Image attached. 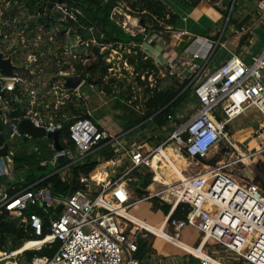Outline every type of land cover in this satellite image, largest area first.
I'll list each match as a JSON object with an SVG mask.
<instances>
[{"label": "built area", "instance_id": "2783aa9c", "mask_svg": "<svg viewBox=\"0 0 264 264\" xmlns=\"http://www.w3.org/2000/svg\"><path fill=\"white\" fill-rule=\"evenodd\" d=\"M36 4L43 8L44 15H47L49 6V12L56 15L55 22L49 26L35 24L36 16L29 13L24 0H0V60H8L12 66L9 75L0 69V136L3 140L0 150L6 148V152L0 154V213L6 211L11 218H18L24 227L30 224L38 236L42 233L43 219H46L50 231L35 240L41 241L37 246L26 248V242L32 240H25L15 249L0 248V264H19L21 259H26L29 264H141L134 255L138 239L143 231L152 232L134 221L136 219L127 213V209L148 199L169 206L165 219L158 226L166 236L177 239L179 232L188 225L199 231L200 238L194 248L200 249L202 254L186 251L198 260L197 264H228L216 255L211 245L221 247L224 253L242 264H264V186L258 166L253 162L255 158H264V48L249 60L240 53H233L213 63L203 76L201 73L216 54L221 34L216 40L194 38L192 49L188 47L186 54L174 63L154 62L158 73L159 66L164 63L163 69L168 70L169 75L189 80L196 106L192 105L187 115L180 110L175 115L169 114L167 120L175 125V129L167 132L162 127L159 131L162 135L158 134L160 142L144 148L141 147V138L138 141L129 139L141 129L138 125L114 134L91 121L92 109L86 106L81 91L84 80L80 78L77 66L97 62L98 42L93 28L79 21L83 13L75 1L38 0ZM256 9L263 17L264 0L256 2ZM129 11L126 0H115L110 17L124 32L132 36L141 34L142 44L161 41V32L170 30L169 26H164V30L157 31L150 24L141 23L140 18L132 16ZM38 32L46 37L41 42H32ZM69 33H72L74 42L67 47L65 37ZM184 35L185 31H175L171 37L180 39ZM64 38L65 41L61 42ZM105 48V45L101 46L99 52ZM41 55L53 56L57 66L66 65V69L56 74L63 82L53 81L51 86L48 82L47 86L54 93L57 89L67 90L75 101L83 100L85 112L90 117L58 113L65 101H40V91L35 89L33 78L34 67L40 63ZM68 75L80 79L76 87L65 86ZM149 78L153 83L152 77ZM68 95L66 100L70 97ZM15 99L22 105V114L18 118L8 115L16 109ZM250 109L262 116L250 135L258 145L253 149L240 143L228 130L233 119ZM178 118L180 122L176 123ZM21 120H28L33 128L44 131L40 138L46 139L44 146L52 152L49 158L40 162L41 166L51 169L47 176L55 174L61 181L69 182L72 168L79 167L76 172L79 188L71 193L51 195L48 187L37 186L39 180L9 194L10 189H15L16 176H25L27 168L26 165L15 168L14 154L23 150L38 152V145H41L29 131L20 128ZM69 120L67 136L61 135L64 122ZM6 125L8 136L3 139ZM54 132H58L59 150L48 136ZM148 136L142 137V141ZM243 138L247 139V136ZM29 140L33 144L26 146ZM172 144L188 161L179 169L180 176L167 180L157 174L152 164L156 155H159L155 161L158 167L162 162L170 163L163 151ZM215 149H222L219 160L203 165L199 172L187 173L192 164L207 159ZM107 152L111 155L107 156ZM61 157L64 161L58 163ZM89 164L94 166L85 172L83 167ZM238 164L242 166L241 173L245 174L244 170H247L254 176L243 182L225 171ZM98 166H103L100 168V174L104 175L102 179L92 176ZM140 167L150 170L151 181L144 189L145 194L130 202L125 177ZM29 206H36L40 214L27 213ZM178 208L187 210L183 216L175 217L173 212ZM54 241L59 242V247L52 256L33 254L28 257L25 253L40 250Z\"/></svg>", "mask_w": 264, "mask_h": 264}, {"label": "trees", "instance_id": "16d2710c", "mask_svg": "<svg viewBox=\"0 0 264 264\" xmlns=\"http://www.w3.org/2000/svg\"><path fill=\"white\" fill-rule=\"evenodd\" d=\"M38 0H24V4L28 9L30 14L36 16L35 24H44V26H49L54 23V17L49 10L51 8L47 6V15L42 14L43 8L37 5ZM55 1V0H50ZM72 1V0H70ZM75 5L82 11V16L79 17V21L83 22L86 26L92 27L94 31V36L98 42L97 48V62H92L91 65H79L81 75L80 78L84 80L81 86L82 92L89 91V86L92 85L96 90H100L107 95L116 96V104L118 107L130 108L127 102L131 100L133 105L141 103V108L138 109V113L132 108L133 113L132 119L126 124L125 128L120 132H125L134 126L138 125V128H146L149 123L155 127V136L153 140L156 141L157 145L161 138L158 136V132L164 127L171 131L173 125H171L167 116L169 114L175 115L179 110L183 111L184 115L188 114L190 107L192 105L196 106L195 98L192 95L191 85H188L189 80H178L174 78L173 80H167L171 83L165 85L162 88L156 86L159 83L158 78V68L153 63V60L146 56V54L140 49L143 38L141 34L132 36L123 31V29L115 22L114 19L110 17L112 8L115 6V0H74ZM183 3L194 7L200 0H180ZM127 5L130 9L129 13L131 15H140L141 19L145 20L146 24H150L153 29L160 31L164 30L165 25L172 24L176 21L177 15L172 13L170 9L163 3L162 0H126ZM46 5V4H45ZM234 9V6H233ZM224 17L227 16V11H222ZM42 14V15H39ZM231 15L228 16V22L231 21ZM247 35H243L240 38L239 46L243 45L246 41ZM106 46L102 52H99L101 46ZM120 46V50H128V53L123 54L125 62L133 69L135 74V81L138 85H143L141 90V101L139 97L135 94L133 95L131 85L128 84L126 90L123 89L124 81L111 76L110 68H112L111 63L107 62V58L111 54V50ZM52 69L49 71L50 82L49 86L57 78V73L59 70L66 69L65 66H57L55 62H52ZM141 74H144V81L140 80ZM149 77H152V82L148 81ZM162 80V79H161ZM119 88V92L116 95L114 93L115 88ZM127 93V94H125ZM192 99H191V97ZM20 98V97H19ZM186 106V108H184ZM187 106L188 109H187ZM91 109V108H90ZM93 110V109H92ZM60 114H67L72 116L74 114H81L85 117H90L87 112H85V105L83 100H79L76 103L75 100L68 98L65 100L63 108L58 112ZM137 113V114H135ZM150 117V119H148ZM148 119V120H147ZM71 120L64 122V126L61 131V135L67 136L68 125ZM176 123L180 122V119L175 120ZM1 127V122H0ZM2 138L0 136V144L2 143ZM33 144L32 140H29L26 146ZM35 144V143H34ZM37 145V144H36ZM64 147V145H63ZM211 160L208 163H215L220 159L222 153ZM51 151L44 145H38V152H27L26 150L17 151L13 156V164L15 168H20L26 165V174L16 176L13 185L15 189H10L9 194H13L14 191L28 185L29 183L39 181L37 186L48 187L51 195L71 193L75 189L79 188L76 180L77 168H72L73 175L71 176L69 182H63L55 174L47 176L51 171L50 168L41 166L40 162L42 159L49 158ZM93 164H89L83 167L85 172H88L93 168ZM144 169H148L144 167ZM152 173L149 171L145 176L139 175L137 179V188L145 189L151 180ZM21 177L23 180H21ZM44 178V179H43ZM43 179V180H42ZM36 186V187H37ZM165 208V216L169 211V206L167 204L161 205ZM187 208V206H186ZM187 210V209H186ZM186 210L181 211L179 208L173 212V216L180 217L183 216ZM27 213H39L40 211L36 206H29L26 210ZM49 223L46 219H43L42 233L41 235H36L34 230L31 228L30 224L24 227L19 223L18 218H11L6 211L0 213V248L15 249L22 245L25 240H32L26 242L25 247H33L41 244V241H35L37 239L43 238L45 235L49 234ZM47 238L46 240H48ZM59 247V242L54 241L52 243H47L40 250L25 252L28 257L33 254L38 256H52L54 252ZM151 251L150 245L147 240L139 238L137 242V250L134 253L135 257L142 259L146 253Z\"/></svg>", "mask_w": 264, "mask_h": 264}, {"label": "rangeland", "instance_id": "374dc122", "mask_svg": "<svg viewBox=\"0 0 264 264\" xmlns=\"http://www.w3.org/2000/svg\"><path fill=\"white\" fill-rule=\"evenodd\" d=\"M162 1L165 2L168 5V7H170L172 10H175L176 12H178L177 7L179 6V4L185 5V3H183L180 0H162ZM242 1L243 0H236V1L233 0V3H236V8L233 12V15H236V11L247 13L251 11L252 9H255L254 0H248V3H245V4H242ZM225 23H226V20H225ZM225 23L224 25H222L221 28L223 32L225 31L226 33L227 32L229 33L227 38L233 39L235 32H233L231 29L225 30V27L227 25V23L226 25ZM259 33L261 36V40L256 44V46H254L251 49L253 54H256L258 51L262 49V47H264V23L260 27ZM45 35L46 34H41L40 32H38L37 35L36 34L34 35L35 40L31 39V41L32 42L36 41L37 43L41 42L44 40V37H46ZM65 38L67 40V43L69 44L67 47H69L74 42V37L72 33H69L66 35ZM65 38L61 42L65 41ZM160 47L161 48L158 47L157 49L159 51L162 50L160 52L161 56L167 59L168 62L174 63L180 57L179 56L180 53H178L177 50L169 48L167 44H165L164 46H160ZM228 47L231 51L232 50L233 51L235 50V52L242 51V54L244 56L245 54H247L244 52V49L241 46L237 47L236 41L234 43L230 42L228 44ZM221 51H223L222 48L217 49L216 54L211 60V64L207 66V68L201 73L200 76H203L209 72L210 67H211L210 65H212L213 63L214 64L217 63L214 61H216L217 59H221V57L218 58V54H221ZM125 52L128 53V50L127 49L120 50V46L118 45L115 49L111 50V54L108 57L109 60H107L108 62L111 63V66H112V69H110V72H111L110 74L111 76H114L115 78L123 80L125 82L123 89L126 90L127 85L130 84L133 95L135 94L136 96H138L139 100L141 101L140 96H141V90L143 88L142 87L143 85H138L136 83L134 79L135 74L133 73V69L125 62V59L123 58V54ZM39 57L41 58V61L34 67L35 75H34L33 81L35 84V89L40 91V94H39L40 101L42 99V103H46V102L58 103L57 101H65L66 95L68 94L69 95L67 97L70 96L69 98L71 100H75V97L69 93L70 91L57 89V92L54 93V90L52 88L50 89V87L47 86L48 82H50V79L48 78L50 75L49 70L52 69V66H53L52 65L53 56H50V58H46L44 57V55L43 56L41 55ZM249 59H250V56H247V60ZM70 71L71 70L69 69V72ZM67 77H71V76L68 75ZM144 79H145L144 74H141L140 80L144 81ZM148 81L150 82L151 79L149 78ZM54 82L60 83V82H63V79L57 77L54 80ZM169 83L171 82L162 79V80H159V83L156 86H158L159 88H162ZM119 91L120 90L117 87L114 89V93L116 95L118 94ZM83 97H84V100H86L87 108L93 109L92 115H91V121L94 124H97L114 134L121 133L120 131H122L125 128L126 124H128V122L132 119L133 117L132 115L133 113L131 112L132 108L137 113L140 111V110L138 111V109L141 108V103H137L136 105H133L131 103L132 99H130L127 102V105L130 106L131 109L128 107L127 108L118 107L115 101L116 96L113 95V93L109 96L100 90H96L95 87H93L92 89L90 88L89 91L84 92ZM76 103H79V99H76ZM188 107L189 106H187V108ZM184 108H186V106ZM261 119H262V116L257 111H255L254 109H250L245 114L233 119L228 125V130L234 133L236 139L237 138L239 139L240 135L241 136L246 135L247 138L249 139L251 137L250 135L253 133V127L255 126L256 123L261 121ZM173 129H175V125H173V128H171V130ZM154 131H155L154 126L147 125L146 128H141L137 132L135 131L136 133L130 136L129 139L133 141H138L141 138V141H140L141 147L151 148L152 146L154 147L156 144V141L153 140L155 139L154 136L156 135ZM167 132H169V130ZM158 134L160 133L158 132ZM160 135H162V133ZM146 136H148L147 139L145 141H142V137H146ZM253 144L255 145V147L258 146L255 142H253ZM172 146H175V144H172ZM222 147H223V144L220 145V148ZM242 149L246 150V147H242ZM221 153H222V150H221ZM173 160L175 161L176 165H178V167L181 169L186 165L188 161L180 153L174 155ZM206 164H207L206 161H200L197 165L192 164L187 173L199 172L203 169V165H206ZM241 167L242 166L238 164L234 166L233 168L226 169L225 171H227L228 173H231L233 177L238 179V178L244 177V175L239 170ZM108 170L110 171V168H108ZM149 171H150L149 169H144V167H140L132 171L130 174H128L125 177L126 183L128 185V188L131 194L130 202L136 199H139L141 197V194L139 193L138 188H137L136 181L139 175L145 176L146 173ZM127 213L134 217L141 219L142 221H144L145 223L149 225L158 227L160 223L162 222V219L165 217V208L161 206L157 202L156 199H148V200H142L140 202L133 204L131 207L127 209ZM197 233L199 234V231H197ZM154 236L156 235L152 233H148V232L145 233V231L141 233V238H144L145 240L148 241L151 250L152 251L156 250L158 252L157 249H159L158 244H160V241L157 240V238H155ZM177 239L179 241L185 242L191 247H196L199 241V238L198 237L196 238V234H194V236L192 237V233L189 231L187 235H180ZM151 241H153V244L151 243ZM211 247L216 251L217 253L216 255L218 257L223 258V260L227 262L228 264H242L239 260H236V259L234 260L233 258L229 257L226 253H224L221 247L217 245H211ZM193 262H195V260H193Z\"/></svg>", "mask_w": 264, "mask_h": 264}, {"label": "crops", "instance_id": "0c3cea01", "mask_svg": "<svg viewBox=\"0 0 264 264\" xmlns=\"http://www.w3.org/2000/svg\"><path fill=\"white\" fill-rule=\"evenodd\" d=\"M256 2L257 0H254L255 9H252L247 13L236 11V15H233V12L236 8V3H233V0H200L194 7H191L187 4L185 5L179 4V6L177 7V11L179 13L176 12L175 10H172L170 7H168V5L165 2H163L166 4V6L170 9L172 13L177 15V19L174 23L165 25V26H169L170 30L166 32H161L162 33L161 41L157 42L156 40L155 42L153 41L150 44L143 43L140 45V49L146 54V56L150 57L153 60V63L156 61L166 62L167 59L161 56L160 52L162 50L159 51L157 49L158 47L161 48L160 46H164L165 44H167L169 48L177 50L178 53H180L179 56L181 55L183 56V54H186L185 50L188 47L192 49V46L194 44L191 45V43L194 38L205 37L211 40H216L221 34L220 44L218 46V48L223 49V51H221V54H218V58L221 57V59H217L216 61H214V62H220L233 53H240L241 55H243L242 51H238V52H235V50L231 51L228 47V44L230 42L234 43L236 41L237 47H240L239 46L240 38L243 35H247L245 43L241 45V47L244 49V52L247 53L245 54V56L243 55V57L247 59V56L257 55L264 47H262V49L258 51L256 54H253L251 49L254 46H256V44L261 40L259 30L262 24L264 23V16L263 17L260 16L259 13L257 12ZM245 3H248V0L242 1V4ZM222 11H227L226 17H224ZM229 15H231L232 19L230 22L227 23ZM132 16L140 18L141 23L143 24L146 22L145 20L141 19L140 15H132ZM225 20L227 25L225 23ZM224 23L226 25L225 30L231 29L233 32H235L233 39L227 38V36L229 35L228 32L227 33L225 31L223 32L221 27L222 25H224ZM175 31H185V35L180 39H173L171 37V34ZM162 64L164 63H161V66H159L160 69L157 75L160 80L163 78L168 80H173L174 78L181 80L179 77L175 75H169L167 72L168 70L163 69ZM243 136L240 135L238 141L240 143L243 142V144L248 145V149L255 148V145L253 144L254 141L251 139V137L249 139L247 138L248 139L247 140L244 139ZM219 152L220 149L213 150L208 155V158L203 161L207 162L211 160L212 158L216 157ZM182 155L185 158V155L184 154ZM169 161L171 167L180 176L181 173L179 170L180 168L176 165L175 162H173V160L170 159ZM253 162L256 163L258 166L257 171L261 177L260 179L261 184L264 186V158L261 159L255 158ZM210 164L212 163L207 162L206 165H210ZM244 171L245 174L242 173L244 177L238 178L239 181L244 182L247 181V177L254 176V175L251 176V174L247 170ZM165 217L162 219V221L165 219ZM134 218L136 220L138 219V221L143 223L144 225L146 224L145 226L147 227L156 228L152 225L145 223L144 221H142L137 217ZM188 231L192 233V237L194 236V234H196V238L197 237L200 238V233L198 234L197 233L198 230L192 226H187L183 228L179 232V236L187 235ZM154 237L160 241V244H158L159 249H157L158 252L156 250L153 251L151 250L149 253H146L142 259H139L141 264H197L198 263V260L195 257L189 255L186 252V251L190 252V248L193 247L186 244L185 242L180 241L181 243L178 244L180 245L179 248L175 244H172L167 240L160 238V236L156 235ZM151 243L153 244V241H151ZM193 260H195V262H193Z\"/></svg>", "mask_w": 264, "mask_h": 264}, {"label": "water", "instance_id": "95a60500", "mask_svg": "<svg viewBox=\"0 0 264 264\" xmlns=\"http://www.w3.org/2000/svg\"><path fill=\"white\" fill-rule=\"evenodd\" d=\"M12 66L10 65L8 60H0V69L2 71V73L9 75L11 73V68ZM80 82V79L76 76H71V77H66V81H65V86L68 88H74L76 87V85ZM15 104H16V109L9 112L8 115L10 117H14V118H18L21 116L22 114V105L20 103V101L18 99H15ZM20 128L24 131H29V133L36 139V141L38 143H40L41 145H46V139L44 138H40L41 135H43L44 131L41 128H33L28 120H21L20 122ZM8 136V128L7 125L4 127V132H3V139H7ZM49 137H51L54 142H55V149L59 150L60 149V145L57 141V137H58V132H54V133H50L48 134ZM184 137H186V135H184ZM5 146V145H4ZM6 147V146H5ZM6 148H2L0 150V154H4L6 152L5 150ZM111 152H107V156H110ZM64 161V158H59L58 159V163H61ZM139 193L141 195L145 194V190L141 189L139 190ZM19 264H29L28 261L26 259H21Z\"/></svg>", "mask_w": 264, "mask_h": 264}, {"label": "bare ground", "instance_id": "6f19581e", "mask_svg": "<svg viewBox=\"0 0 264 264\" xmlns=\"http://www.w3.org/2000/svg\"><path fill=\"white\" fill-rule=\"evenodd\" d=\"M164 152V154L168 157V158H170L171 160H173V156L174 155H176V154H178V153H180L174 146H172V145H170V146H168L167 147V150L166 151H163ZM158 157H159V155H156L155 157H154V160H153V164H152V166L156 169V171H157V174L158 175H163V176H165L166 177V179L167 180H171V179H173L176 175H178L177 173H176V171L171 167V165H170V163H164V162H162L161 163V167H158L157 165H156V163H155V161L158 159ZM173 162H175L174 160H173ZM251 163H252V161H251ZM178 166V165H177ZM103 166H98L93 172H92V176L94 177V178H97V179H102L103 177H104V175L102 174H100V168H102ZM181 169V168H180ZM134 221H136L138 224H140V225H142V226H145L143 223H141V222H139V221H137V220H134ZM145 227H147V226H145ZM153 234H155V235H157V236H160V238H162V239H167L168 240V242H170V243H172V244H175L176 246H178L179 248H180V245H178V244H180L181 242L178 240V239H174V238H172V237H170V236H166V233L162 230V227H156V228H150V227H147ZM47 238H49V237H47ZM186 251V250H185ZM187 252H189V251H187ZM190 252L191 253H193V254H195V255H200V254H202V251L200 250V249H198V248H190Z\"/></svg>", "mask_w": 264, "mask_h": 264}]
</instances>
